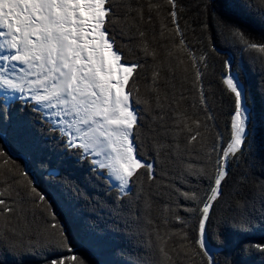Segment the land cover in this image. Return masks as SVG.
<instances>
[{
  "label": "snow or ice",
  "instance_id": "1",
  "mask_svg": "<svg viewBox=\"0 0 264 264\" xmlns=\"http://www.w3.org/2000/svg\"><path fill=\"white\" fill-rule=\"evenodd\" d=\"M167 4L0 0V264H129L105 234L145 230L170 264V220L188 264H264V88L242 79L246 54L264 76V0H205L198 30Z\"/></svg>",
  "mask_w": 264,
  "mask_h": 264
},
{
  "label": "trees",
  "instance_id": "2",
  "mask_svg": "<svg viewBox=\"0 0 264 264\" xmlns=\"http://www.w3.org/2000/svg\"><path fill=\"white\" fill-rule=\"evenodd\" d=\"M146 2H149L153 5H162V11L160 13L161 16H167V13L171 11L170 5L167 4V0H146ZM205 0H177L178 8L181 10L179 12L180 16V25L181 28L184 27L185 23L188 24L190 29H199V24L195 21L198 20H207L208 17L205 14L203 10ZM153 17H156V13H152ZM145 20H147V13L145 15ZM167 23V21H165ZM154 27L157 30V34H159V22L154 21ZM168 28H171V24H167ZM212 25L209 23V32L211 31ZM251 31V29H249ZM168 33L167 31L164 32L163 37H161L160 41L154 45L156 52H157V61H161L165 58L166 51L165 48L161 45L166 43V40L164 39L167 37ZM199 32H191L189 31L187 34L188 40H191L194 36H198ZM214 44L219 43L221 48L227 47V45L221 40L217 41L215 38L212 41ZM233 55L235 56V59L237 61L241 60V54L238 51L232 50ZM221 55H227L226 52H222ZM249 55L246 54L243 63H244V72L242 74V79L245 80L246 86L252 90V92L255 94L257 103H259V100L261 98V89L264 88V76H261L258 66L254 69L252 66L248 63ZM142 63H145V71L143 73V79H141L139 83V91L141 94V97H147L148 96V89L151 85V68L149 67L153 61L151 57L148 58L146 62L142 61ZM219 63V61H217ZM258 93V94H257ZM215 99V98H214ZM217 104H220L221 102L219 100H216ZM183 108H188L187 105H183ZM223 107L226 108V104L223 105ZM188 111L190 112L191 109L188 108ZM220 119L219 123L221 126H223V121L225 120L227 113L226 112H220L219 114ZM257 161H259V156H257ZM243 165H241V168H238L237 171L242 170ZM256 176H259V169L256 172ZM254 183H257L254 181ZM254 192L257 196V207H259L258 198L260 195L259 188L254 189ZM141 194L146 195L147 194V184L145 183V188L141 189L139 187H136L133 189L131 193H129L130 196H134L135 194ZM235 207L234 201H228L225 205V212L230 217L232 215L233 209ZM148 216H150L155 223L160 222V218L163 216L162 208L161 206H158L157 204H153L150 210L148 211ZM103 215V214H101ZM180 215H183V213H180ZM11 225L19 229H24L25 222L20 221L17 222L15 220L11 221ZM179 223L176 221H169L168 227L161 228V232L163 233H172V235L168 236L166 241V251L168 252V256L170 257V264H188V258L185 255L183 249L180 247L184 242L180 239L178 230H179ZM145 230L144 232L140 231H133L129 233V236L133 237L132 239H126L120 235H108L105 234V240L108 245V247L116 248V249H123V255L121 256V259L129 262V264H152V262L156 259V250H157V242L155 240L154 236H149L146 234ZM259 234H257L258 237ZM25 242L28 241L29 236L27 234V231L24 235ZM237 239H244V237H237ZM80 254L84 255L85 258L91 259V260H99L101 259V256L96 253V251L92 248L88 247H81L80 248Z\"/></svg>",
  "mask_w": 264,
  "mask_h": 264
},
{
  "label": "bare ground",
  "instance_id": "3",
  "mask_svg": "<svg viewBox=\"0 0 264 264\" xmlns=\"http://www.w3.org/2000/svg\"><path fill=\"white\" fill-rule=\"evenodd\" d=\"M258 94V93H257Z\"/></svg>",
  "mask_w": 264,
  "mask_h": 264
}]
</instances>
